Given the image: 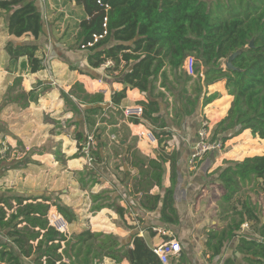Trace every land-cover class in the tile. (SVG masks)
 <instances>
[{
    "label": "trees",
    "instance_id": "16d2710c",
    "mask_svg": "<svg viewBox=\"0 0 264 264\" xmlns=\"http://www.w3.org/2000/svg\"><path fill=\"white\" fill-rule=\"evenodd\" d=\"M38 1L0 0V11L6 16L9 35L20 37L30 34L36 41L43 34L44 20L36 5ZM78 1L82 3L86 17L78 22L75 48L85 51L87 67L92 71L110 62L111 66L104 67L107 79L124 84L120 91L111 94L113 108L118 110L126 97L127 87L147 94V101L139 104L141 115L132 116L128 121L146 124L157 140L158 150L155 158L144 159L142 179L133 183L131 194L141 192L139 207L149 213L158 212V222L151 224L153 218L148 223L149 230L155 224L173 229L179 225L175 205L182 174L178 152L165 150L170 139V134L165 131L168 111L158 102L164 93L158 91L154 94L155 82L161 75V86L173 97V120L179 122L196 113L200 100L205 105L216 99L217 93L207 95V87L224 81L232 101L226 115L213 126L211 138L219 137L226 142L249 129L253 137L264 140V0ZM103 30L106 34L102 38L91 46L86 45L94 34H102ZM251 40L253 44L248 46ZM239 49L241 52L232 60L236 69L224 68L223 60ZM38 50L39 45L35 42L16 44L8 41L5 45L11 60L31 58L33 73L37 68L35 55ZM187 56L195 59V76L182 70ZM20 65L24 68L26 61H21ZM165 66L178 71L180 88L176 93L166 87L163 80ZM19 81H14V85ZM27 95L21 107L39 96L32 90ZM63 96L66 106L74 114L82 115L87 122L92 114L104 109L102 93H89L78 81ZM15 98L9 97L8 102L15 103ZM165 103L168 104L167 101ZM162 108L164 113H161ZM154 125L161 132H156ZM139 130L146 135L148 133L141 126L134 127V131ZM73 132L79 147L85 135L76 127ZM239 148L240 153L234 156L253 151L246 145ZM209 153L216 154L217 151ZM92 154L95 164L100 163L101 151L96 146ZM166 162L170 166L169 185L163 187V164ZM217 180L216 187L221 190L218 201L227 206L232 200L235 202L229 205L231 211L225 215L224 225L215 227L214 224L205 231L203 256L211 260L226 253L222 264H264V211L259 198V194L264 195V153L230 162L220 169ZM94 182L91 181L90 185ZM144 183L146 187H143ZM249 184V191L256 194L255 199L250 196L242 198L246 193L244 187ZM153 185L163 188V192L150 194L149 189ZM113 197L104 190L91 193L92 209L110 208L120 220H124L127 209L118 203L117 197ZM50 207H55L67 223L76 220L71 207L52 197L0 195V234L6 239L0 242V264H28L27 260L31 264H100L104 258L111 259L114 264H123V260L127 264H162L138 231L125 238L114 232L92 231L87 227L68 234L50 224ZM51 216L56 215L52 213ZM137 219L140 218L137 216ZM244 224L249 225L251 235L241 233ZM122 225L127 227L124 222ZM230 242L234 247L226 248ZM180 256L183 258L184 253Z\"/></svg>",
    "mask_w": 264,
    "mask_h": 264
},
{
    "label": "crops",
    "instance_id": "0c3cea01",
    "mask_svg": "<svg viewBox=\"0 0 264 264\" xmlns=\"http://www.w3.org/2000/svg\"><path fill=\"white\" fill-rule=\"evenodd\" d=\"M36 5L40 10L42 18L44 20L43 34L36 41L33 39V36H31L30 34H26L25 36L22 35L20 37L8 35L5 31V28L4 30L0 31V40L5 37L6 42L12 41L16 44H19L20 42L37 43L39 45L38 53L37 55H35L38 64L37 69L39 68V65H41L39 64L40 58L42 57L44 61L46 59V63L44 66L46 72L48 71L54 72L52 79H56V80L59 79V77L56 75L57 73L65 74L67 72L66 71L67 65H73L77 67V69H82L84 74H78L76 76L74 70L71 71L69 70V74H71L73 78H75L74 80L75 82L76 81L81 82L87 92L95 93V91L97 90L96 92L102 93L103 107H107V109L111 110L113 108L110 100L111 94L115 91H120L124 86V84H122L121 82L107 79L105 75L104 67L111 66L112 64L110 62H107L100 69L95 70V72H101L99 79H91L84 72V71H88L87 73H90L92 71L87 67L85 51L73 49L71 48V44H73L72 42L68 44V41H66V39H62L60 36H55L56 30L61 29L65 34L67 33L70 34V37H73L74 39L78 22L82 18L86 17L82 3L79 2L78 0H45V2L39 0L38 2H36ZM65 36L67 37V35ZM0 57L5 58L3 64L4 66L0 65V70L3 69L4 73H7L6 70L8 68L7 65L9 62H17L18 64H20L21 61H26L27 64V59L25 57H19L17 60H11L8 56L5 57L3 47H0ZM59 61H62L64 64L63 65L60 64ZM202 67L203 66L201 65V69H203ZM182 70L184 69L182 68ZM164 73H165V78L163 80L165 81L166 87L171 88L173 93H176L180 88V81L179 79H177L178 71H173L170 69L169 66H165ZM1 76L2 73L0 72V79ZM84 77L86 79H84ZM36 84L38 86L44 85L40 83V80H38ZM155 85H156V89L154 90V94L157 93L158 91H162L164 93L163 99L161 100V98H158V102H160V104L163 107L165 106L166 109L165 111H168L167 113L168 115L166 116L167 127L165 128V131H168V133L170 134V139L167 142V147L165 148V150L166 151L176 150L178 152V166H179V171L182 174V179L178 187L179 190L176 194L177 204L175 205L179 213V225L177 227H174L173 229H169V230L166 229L170 231L171 235L176 240L179 241L181 246V251L179 252V254L171 258V260L174 259L171 262V264H222L223 259L227 255L226 253H223V255L221 254L220 256H217L211 260L205 259V257L202 254L204 233L207 230L206 227L207 225L206 223H204L206 219L204 218L203 220L201 219L200 216H205V214L207 213L206 212L207 208L206 209L202 208L201 205L203 204L202 199L209 194L210 196H212V192L209 191L208 188L205 186L206 183H203L206 177L205 175L199 174V170L202 171L205 168L204 166H207V170L209 169L208 172H210L212 167L213 168L218 167V165L221 164L220 159L223 158L222 156H226L227 158H232L235 155L234 152H238L240 150L239 148L240 146L247 145L246 142H242L245 140H249V141L255 140V142L256 139L260 140L262 142V151L255 154L247 153L245 155H241L240 156L241 159H239L240 157H237L239 160H242L244 157L247 156L261 155L264 153V140L258 137L253 138V136L250 133V130L246 129L239 135L234 136L226 141L227 144L229 143L230 145H233V149H232L233 152L229 150L226 151L225 154L223 153L219 154L218 158L215 159L213 163H211V160L213 156H216V154L206 153L207 158L203 160L205 156L204 157L202 156L200 159L201 160L200 164L197 163L196 165V169H195L196 171L192 172L194 170L189 169L187 160L191 152L193 151V145L196 140V134L201 125L202 119L204 117H208L210 123L214 126L226 115V112L232 101V96L227 93L225 89L224 81L215 82L207 87V95L211 93H217L218 97L214 99L212 102L205 105L202 104V100H200L196 113H194L190 117H185L184 119H182V121L180 120L178 122L176 119L173 120V116L171 112V108L173 106V97L169 94V91L165 90L164 86H161L162 85L161 75H158ZM146 98H147L146 93L139 92V90L136 88L127 87L126 97L123 99V101H121L118 111L121 114H123V116L125 117L123 113V109L125 107L140 106L139 104L141 101H147ZM52 100H54V98L51 99V101ZM165 101H167L168 104H166ZM7 104L8 106L9 105L15 106L13 103L10 102H8ZM54 104L56 108H60L63 105V100L61 98H57L56 102L54 101ZM3 106L4 105L0 106V118L9 121V123H8V130L6 129V124L0 123L1 124L0 150L5 151L2 155H0V177L2 178V182L8 180L6 178L8 172L14 170H21V168L24 167L25 162H33V160L35 159H30V157L35 158L33 157V155L38 157L46 155V151H44L43 153L40 152L32 153L31 151L34 149H31L32 147L29 146L30 145L29 142L40 141V137L39 139H37L38 137H36V135H32L33 132L32 130H30L31 119L29 118L26 119L25 126L17 127L15 124L12 123L13 120L8 118L7 115L4 114ZM18 109L21 108L18 107ZM68 110L69 111H66V113H73L70 109ZM13 111H17V110H13ZM161 113H164L163 108L161 110ZM45 114L52 116L48 113ZM75 116L77 118L78 114L75 113ZM80 116L82 118V115ZM169 118L171 120L168 121ZM128 119L129 118H126V121L124 120L121 121V123H124L126 126L125 127L126 134L125 137L117 141L118 143H116L117 146L115 147L118 150L124 152V156L126 158V161H124L123 164L124 168L126 170H129V168L136 170V171L134 170L135 173H132L131 171V173L128 174V177H130V181L126 183V185L130 183L133 185L134 182L137 181L136 183H138V181L142 179L141 171L145 167L142 164H146L144 159L146 157L155 158L157 156L158 144L156 139H155L156 141L155 143L144 133V131H140V130L134 131L135 126H141L142 128L145 129V131H148L149 128L146 126V124L129 122ZM116 126H119V124L118 123L115 124V128L117 129V131H119L120 130L118 129L119 127L117 128ZM154 127L156 132H161V129L157 125H154ZM72 128H74V126ZM150 132L152 134L151 130ZM87 133H84L83 136L86 135ZM92 133L94 134L95 143H96L95 133L94 132ZM240 142L244 144L242 145L240 144ZM152 146L156 147V150L154 152H153L154 147ZM100 150L101 153L103 154L102 148ZM103 150L111 151L110 148L109 149L103 148ZM132 154L136 155V157H134L133 159L131 157ZM70 158L71 155H67L65 157L66 164H65V168L63 169L64 170L63 172H65L66 169L79 168L78 167L80 166L79 163H76L74 161L75 159L72 158L70 159ZM134 159H138L136 165H133ZM9 160L10 162H8ZM18 160H20V162L22 163L21 164L11 163L12 161H18ZM121 167L123 166L121 165ZM12 175L13 173H11V176ZM109 175H110L109 179L112 180L113 183L119 182V180L115 178L118 177V175L115 176L111 172H109ZM169 176H170V166L169 163L166 162L163 164V177H162L163 187H167L169 185ZM91 181H95V180H91ZM80 182L81 184L84 185L86 180L80 178ZM216 182L213 181L211 183L212 184L211 186H216ZM98 185L99 184L96 183L92 187L97 188L98 190H100L101 188L109 190V192L107 193L109 195L114 194V197H117L118 203L121 206L125 207V209H127V212L124 215L125 218H123L124 220L128 219L127 217L130 216L131 214L130 212L136 214V216H138L140 219H137L136 221H134L133 219V221H131L132 224L130 223V226L131 225L132 226L125 227L122 225L123 222L122 224L118 223V218H119L118 215L112 209L105 207L98 210L96 212L97 215L96 216L94 215L92 217V225L94 224V226H97V228L105 232H114L115 234L123 238L128 237L132 233L138 231L139 235L146 240V242L149 244L151 248L154 245L160 243L162 240L167 239V236H160L156 231L149 230V228L147 227L148 223L153 218L154 219L152 220L151 224L156 223L157 221L156 219L158 218V212L155 211L149 213L148 211H145L141 207H139L138 203L141 196V192H138L140 195H136L134 193L131 194L132 193L131 190L133 188V186L131 185L128 188L126 187L123 188L122 190H119V188H117L114 184H111L109 182L103 184L101 188L95 187ZM199 186H204V187L200 189ZM4 189L0 191V195H4V194H6L7 196L22 195L26 197L52 196L50 193L46 194L42 191H37L36 189H31L29 191H16L14 189H11L10 186ZM93 190H95L94 193H97L96 189ZM163 190H164L163 188L160 189L158 186L153 185V187L150 188L149 193L150 194L162 193ZM142 222L143 224L145 223L144 227L139 226V223L142 224ZM157 226L161 227L159 226V224H155L154 227ZM157 236L161 237L159 241L156 240ZM3 241H6L4 236L2 237L0 242ZM229 247H234V244L230 242L226 248ZM181 253H184L183 258L180 256ZM111 261H112L111 259L105 258L104 264H114V262ZM123 264H127L126 260H123Z\"/></svg>",
    "mask_w": 264,
    "mask_h": 264
},
{
    "label": "rangeland",
    "instance_id": "374dc122",
    "mask_svg": "<svg viewBox=\"0 0 264 264\" xmlns=\"http://www.w3.org/2000/svg\"><path fill=\"white\" fill-rule=\"evenodd\" d=\"M42 1L45 2V0ZM5 21L6 16L3 12L0 11V31L4 30L5 28V31L7 33ZM62 32L63 31L61 29L56 30L55 36H60L62 39H66V41H68V44L72 42L73 44H71V48L76 49L75 43L73 42L75 41L73 37H70V34L68 33L65 34L63 32L62 34ZM65 35H67V37ZM7 42L5 37L0 40V47H3L5 57L8 56L5 51V45ZM4 59V57H0V65L2 66H4ZM59 62L62 65L64 64L62 61ZM45 63L46 59L44 61V59L41 57L39 63L41 65H39L38 69L36 68L35 73L32 72L31 58L27 59V64L24 68H22L21 65L17 62H9L7 65L8 68L5 67L7 68V73H4L3 69L0 70V72L2 73L0 79V106L4 105V114L7 115L8 118L12 119V123L17 127L25 126L26 119H31L30 130H32L33 132L32 135H36V137H38L37 139H39L40 137V141L29 142V146L32 147L31 149H34L31 151L32 153H43L44 151H46V155H43L41 157L31 154L35 158L30 157V159L35 160H33V162H25L24 167H22L21 170L8 172V175L6 177L8 179L7 181L2 182V178L0 177V191L10 186L11 189H14L16 191H29L31 189H36L37 191H42L46 194L50 193L53 199L62 201L64 204L71 207V209L76 214V220L73 223L69 224L65 221V225L67 227L66 233L69 234L71 233V231H80L81 229L86 227H89L92 231L101 230L97 228V226H94V224L92 225V217L94 215H97V211H94L92 209L94 201L91 198V193L95 192V190L93 189H96V192L103 190L105 192H109V190L101 188L106 182L114 184L117 188H119V190H122L125 187L128 188L130 185L132 186L131 183L126 185V183L130 181V177L127 178V176L129 173H131V171L132 173H135V169L133 170L132 168H129V170H126L124 168L123 164L124 161H126L124 152L118 150L115 147L117 146V141L125 137L126 134V126L124 123H121V121H126V118L130 117H124L123 114H121L118 110H115L114 108L110 110L107 109V107H104L103 111L97 115L90 114L91 116L88 122L83 120L80 115H78L76 118L75 114L66 113V111H69V106H66V99L63 96V93H69V91L72 89L73 83L75 82V78H73V76L69 74V70H74L76 76L78 74L84 73L81 69H77V67L73 65L66 64L67 72L65 74L57 73L56 75L59 77V79H52L54 72H46L44 66ZM100 74L101 72L91 71V73H87V76L91 79H99ZM17 79H20V81L15 86L14 81H17ZM84 79L86 78L84 77ZM38 80H40L41 84H44L40 85L42 86V88L38 86L36 87V82ZM31 90L33 91L34 95L39 94L38 98L35 101H30L27 106L21 107V103L24 101V99L27 100V94ZM21 92H24V94L26 95H23ZM13 96L16 97V102L13 103L15 106H8L7 102L9 101V97ZM53 98L54 100L51 101V99ZM57 98H61L63 100V105L60 108H56L54 104V101L56 102ZM18 107L21 109H18ZM45 113H48L52 116H49ZM169 120L171 119L169 118L168 121ZM0 123L6 124V129L8 130L9 121L0 118ZM114 123L119 124V126H116L117 128L119 127V131H117V129L115 128ZM71 126L76 127L77 131H82L83 134L87 132L95 133L96 149L100 150L102 148L103 152V154L101 153L102 157L100 163H97V165L95 164V157H93V160L90 161L89 158L85 155L81 156L79 154L81 153V151H79L80 146L77 147V141L74 136L75 133L73 132L74 128H72ZM148 131L149 133H151L150 129ZM242 142H246V146H250L253 148V151H251V148H247L249 151H251L247 153L255 154L262 151V142L260 140L256 139V142L255 140H245ZM242 142H240V144L243 145L244 143ZM103 148H110L111 151L103 150ZM153 149L152 150L154 152L156 150V147H154ZM232 149L233 145H230L229 143L227 144V142H225L224 148L220 152L217 151L216 156L212 157L211 163H213L214 160L218 158L219 154H225L226 151H232ZM240 151L241 150L234 153L238 154L240 153ZM67 155H71V158L75 159L74 161L76 163H79V168L66 169V171L63 172L66 164L65 157ZM204 156L203 160L207 158L206 154ZM131 157L133 159L134 157H136V155L132 154ZM222 157V159H220L221 157L219 158L221 164H219L218 167H212L213 169L211 168L210 172H208L209 169L207 170V166H204L205 168L202 171L199 170V174L205 175L206 177L203 183H206L205 186L209 191L212 192V196H210L209 194L202 199L203 204L201 205L202 208H207V213L205 214V216H200L201 219H206L204 223H206L207 228H210L214 224L216 225L215 227H219L217 225H224L226 219L224 217L225 215H228L229 211H231L229 205L235 202V200H232L227 206L226 203L218 201L221 190L216 186H211V183L213 181H218L217 175L219 174L222 167L228 165L230 162L238 161L239 159H241V157L238 159L237 156H233L232 158H227L226 156ZM137 160L138 159L133 160V165L137 164ZM18 161H12L11 163H22L20 162V160ZM8 162H10V160ZM200 162L201 160L198 163L200 164ZM121 165L123 167H121ZM89 167L92 169L94 168V170H89ZM114 171L118 174H116ZM195 171L196 170L192 172ZM109 172H111L115 176L118 175V177H115L117 180H119L118 183H113L112 180L109 179ZM11 173H13V175L15 173V175L11 176ZM79 177L83 180H86L84 185L81 184ZM91 180H95V182L90 185ZM96 183H98L99 185L95 187L101 188L100 190L92 187ZM143 187H146V183H144ZM199 187L200 189H202V187L204 186ZM250 187L251 184H249L247 187H244V191H246V193L242 195V198H246L247 196H250V198H254L256 196V194L249 191ZM136 195L140 194L137 193ZM113 196L114 194L110 195L111 198ZM259 198L261 200L260 207L264 211V195L259 194ZM52 213H54V215L56 216H51ZM130 213V216H128V219L126 220H120L118 218V223L122 224L123 221L127 225V227H131V221H133V219L134 221H136L137 216L132 212ZM214 213H217V215H215ZM57 218H61V216L57 213L55 207H50L48 210V219L50 221V224L57 226ZM139 226L144 227L145 223H139ZM64 229L66 230L65 227ZM248 229V224L243 225L241 228V233L251 235V232L249 233ZM2 237L3 236L0 235V240L2 239ZM160 238L161 237L157 236L156 240L159 241ZM173 260H170V264ZM27 262L28 264H31L29 260H27ZM104 263L105 258L100 264Z\"/></svg>",
    "mask_w": 264,
    "mask_h": 264
},
{
    "label": "built area",
    "instance_id": "2783aa9c",
    "mask_svg": "<svg viewBox=\"0 0 264 264\" xmlns=\"http://www.w3.org/2000/svg\"><path fill=\"white\" fill-rule=\"evenodd\" d=\"M100 3V1H97ZM107 8V5H105ZM104 23L106 22V17L103 18ZM105 26V24H103ZM106 34V30H103L102 34H94L93 39L91 42H88L86 45L91 46L92 44L96 43L100 38H102ZM84 45H82L83 47ZM194 63L195 59L193 56H187L184 64L183 69L188 75L195 76L196 73L194 71ZM201 75V73H200ZM142 109L140 106H128L123 109V113L125 117H132L136 116L139 117L141 115ZM213 125L210 123L208 117H204L201 121V125L196 134V140L193 145V151L191 152L187 163L190 170H195L198 161L201 159L203 155L213 151H222L225 142H223L219 137L211 138ZM148 137L150 138V134L147 133ZM114 138V137H112ZM154 138V137H153ZM155 141L154 139H151ZM79 151H81V156H86L89 160H93L92 151L95 149L96 143L94 134L92 132H88L84 139L79 144ZM5 151L0 150V155H2ZM55 226L58 230L62 232H67L66 223L63 218L56 219ZM246 225V224H244ZM54 226V225H53ZM66 228V230L64 229ZM152 230L156 231L160 236H167V239L162 240L157 245L152 247L153 252L158 256L159 260L162 264H170V260L173 256H176L181 251V246L178 240H176L170 233V231L162 228V227H152Z\"/></svg>",
    "mask_w": 264,
    "mask_h": 264
},
{
    "label": "water",
    "instance_id": "95a60500",
    "mask_svg": "<svg viewBox=\"0 0 264 264\" xmlns=\"http://www.w3.org/2000/svg\"><path fill=\"white\" fill-rule=\"evenodd\" d=\"M252 44H253V41L251 40L250 42H249V44H248V46H252ZM241 52V50L239 49V50H236V51H234L233 53H231L226 59H225V61H224V64H223V66H224V68H226V69H236L235 67H234V65L232 64V60L239 54ZM150 135V139H154L153 138V135L151 134V133H149Z\"/></svg>",
    "mask_w": 264,
    "mask_h": 264
}]
</instances>
